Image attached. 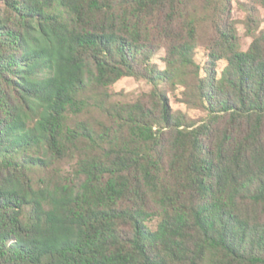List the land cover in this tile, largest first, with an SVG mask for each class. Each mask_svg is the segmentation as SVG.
Wrapping results in <instances>:
<instances>
[{
  "label": "trees",
  "instance_id": "1",
  "mask_svg": "<svg viewBox=\"0 0 264 264\" xmlns=\"http://www.w3.org/2000/svg\"><path fill=\"white\" fill-rule=\"evenodd\" d=\"M248 1L244 50L231 0H0V264H264ZM124 77L151 90L117 101Z\"/></svg>",
  "mask_w": 264,
  "mask_h": 264
},
{
  "label": "rangeland",
  "instance_id": "2",
  "mask_svg": "<svg viewBox=\"0 0 264 264\" xmlns=\"http://www.w3.org/2000/svg\"><path fill=\"white\" fill-rule=\"evenodd\" d=\"M232 1V18L236 21V26L238 30V34L240 37L241 48L246 50L252 41V35L248 31L247 26L245 25V19L247 16V12L243 6V4H247L249 6L248 0H231ZM256 18L263 20L264 19V10L262 8H258L255 12ZM263 23H260L258 29H262ZM205 51L203 48H199L196 53V59L199 62L203 61ZM164 56V50L159 49L154 55L152 61L155 62L158 67L163 68L162 58ZM224 66V62H219L217 66V70L220 71ZM151 84L146 80H137L132 77H124L118 80L114 86L113 90L115 92V99L121 102H131L136 100L138 97L142 96L145 93H148L151 90ZM168 101L169 105L173 110H180L186 113L189 117L198 118L201 113L198 110L191 109L186 106L185 103L180 101L179 90L176 91H168Z\"/></svg>",
  "mask_w": 264,
  "mask_h": 264
}]
</instances>
